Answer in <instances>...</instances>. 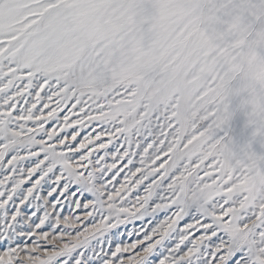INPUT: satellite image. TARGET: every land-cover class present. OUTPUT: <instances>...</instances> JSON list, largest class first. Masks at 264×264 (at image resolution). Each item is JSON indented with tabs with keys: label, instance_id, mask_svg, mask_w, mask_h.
Here are the masks:
<instances>
[{
	"label": "snow or ice",
	"instance_id": "6c2138e0",
	"mask_svg": "<svg viewBox=\"0 0 264 264\" xmlns=\"http://www.w3.org/2000/svg\"><path fill=\"white\" fill-rule=\"evenodd\" d=\"M0 264H264V0H0Z\"/></svg>",
	"mask_w": 264,
	"mask_h": 264
},
{
	"label": "rangeland",
	"instance_id": "374dc122",
	"mask_svg": "<svg viewBox=\"0 0 264 264\" xmlns=\"http://www.w3.org/2000/svg\"><path fill=\"white\" fill-rule=\"evenodd\" d=\"M138 226V225H137Z\"/></svg>",
	"mask_w": 264,
	"mask_h": 264
}]
</instances>
